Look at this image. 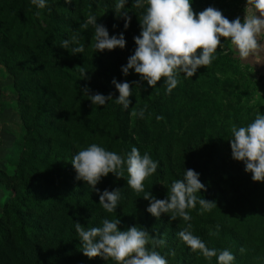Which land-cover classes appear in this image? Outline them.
<instances>
[{"label":"trees","instance_id":"obj_1","mask_svg":"<svg viewBox=\"0 0 264 264\" xmlns=\"http://www.w3.org/2000/svg\"><path fill=\"white\" fill-rule=\"evenodd\" d=\"M54 1L46 0V6L38 9L31 0H0V70L5 68L11 78L5 91L14 95L7 98L0 89V119L6 109L12 108L23 133L7 156L11 173L0 169V264H115L100 256H85L75 230L76 222L88 230L102 226L105 218H119L122 231L137 226L147 231L150 239H165L166 245L155 250L164 257L176 253L172 264H217L216 257L206 260L180 240L177 234L187 223L192 225V234L208 248L216 249L218 254L224 249L232 252V264H264V182L254 181L246 192L230 196L219 182L209 185L204 179L207 171L213 172L219 168V161L225 163L227 158L216 154L213 138L206 137L209 129H204L205 123L196 122L201 99L191 98L190 105L184 107L191 90L183 84L181 74L177 87L168 94L163 78L153 88L135 71L129 70L127 76L122 73V66L131 56L125 50L95 52L94 26L85 29L81 25L89 14L95 15L109 36L114 35L125 24L115 12L117 2ZM197 1L198 6L203 5L201 11L215 5ZM124 10L131 17L129 26L124 27L126 46L136 49L134 37L141 33L140 19L145 9ZM73 36L84 46L82 54H70L72 45L69 51L60 47L63 40ZM214 57L210 67L223 63L221 54L215 52ZM82 72H86L84 76ZM114 78L120 83L129 82L132 88L126 110L116 103L119 92L112 83ZM95 93L111 94L113 99L105 105H93L88 95ZM235 94L241 100V94ZM233 108L241 111V107ZM141 109L143 118L131 115L133 110ZM201 138L206 139L211 158L204 155L193 165L206 187L196 195L215 201L217 207L200 215L197 203L196 208L187 210L189 222L180 218L170 221L167 214L157 219L147 211L150 201L143 198L144 192L165 199L172 182L184 177L178 158ZM91 144L125 160L132 147L138 148L141 156L147 152L158 167L143 182L144 192L137 193L127 184L126 165L119 170L124 178L109 173L96 185L99 192L77 180L71 160ZM211 160L217 163L213 170L207 164ZM239 170L237 167L236 172ZM231 176L228 172L227 177ZM116 188L120 200L116 210L107 213L99 204V195ZM217 225L218 234L210 235L217 232ZM147 247L151 250V243Z\"/></svg>","mask_w":264,"mask_h":264},{"label":"clouds","instance_id":"obj_2","mask_svg":"<svg viewBox=\"0 0 264 264\" xmlns=\"http://www.w3.org/2000/svg\"><path fill=\"white\" fill-rule=\"evenodd\" d=\"M66 4L72 0H64ZM32 5L38 9L46 6V0H31ZM128 0H117L115 12L118 17L125 20V29L129 26L131 17L125 11ZM133 8H144V14L140 19L141 33L134 37L137 45L135 52L128 58L126 65L122 66V73L127 76L130 69H134L142 80H146L151 87H156L162 78L166 92L170 94L177 87L178 75L183 73L186 77H193L201 66L208 67L212 64L214 53L222 46L221 38L229 41V47L238 59L244 63L264 64V0H247L245 17L234 20L226 18L222 12L213 7H208L198 14L192 8V0H134ZM124 10V11H122ZM92 25L95 28L93 47L96 51L114 50L126 46L123 33L109 36V32L103 24L97 23V17L89 14L82 28ZM115 27V25H114ZM70 45L71 51H69ZM60 47L69 51L70 54H82L84 46L80 45L77 37L71 40L65 39ZM86 72H82L84 76ZM112 83L119 92L116 103L126 110L131 103L129 97L132 88L129 82ZM138 83V82H133ZM85 93L88 89L85 87ZM93 105H105L106 101L113 99L95 93L88 95ZM132 116L143 118L144 110L139 113L135 110ZM232 138L230 146L232 158L242 161L245 171L252 173V180L264 182V114L257 113L253 122L247 126L231 128ZM71 163L76 171V179L84 181L92 189L99 192L96 185L109 173L117 178H124L123 169L126 165L127 184L137 193L144 192V181L154 174L158 162L145 152L141 156L136 147H132L126 160L115 152L106 151L97 144H91L85 149L78 151L72 158ZM199 173L193 169H187L183 179L172 182L168 188L165 199H157L151 192H144L143 198L149 200L147 211L157 219L162 214H167L170 221L178 218L185 222L191 220L188 209L200 205L199 213L203 215L217 207L215 201L199 198L196 193L205 185L199 179ZM120 200L119 188L112 191L104 190L99 195V204L107 213L116 210ZM121 221L103 219L102 226L92 227L88 230L81 227L79 222L75 224L82 253L88 258L97 256L104 260H113L115 264H168L156 247H164L166 240L152 237L144 229L131 226L127 230L118 227ZM191 223L177 234L192 252L199 253L206 260L217 258V264H232L235 256L232 252L224 249L217 253L216 249H210L199 237L192 234ZM217 232L210 235L218 234ZM151 243L152 249L147 245ZM244 250L241 249V252ZM174 254V253H173Z\"/></svg>","mask_w":264,"mask_h":264},{"label":"rangeland","instance_id":"obj_3","mask_svg":"<svg viewBox=\"0 0 264 264\" xmlns=\"http://www.w3.org/2000/svg\"><path fill=\"white\" fill-rule=\"evenodd\" d=\"M73 1L76 4L85 3V0ZM113 1L117 2V0ZM133 1L134 0H128V3L125 5L130 12ZM207 1L215 3L213 8L220 10L224 16L227 14L226 18L230 21L237 17H240L241 21H243L246 15L245 7L247 0H204L202 4L203 2L205 4ZM53 2L55 1L53 0ZM198 3L199 1L196 3L192 0V8L197 14L203 9V5L198 6ZM219 4L222 5V8L218 6ZM207 5H209V3ZM121 27L117 28L114 35L118 36L120 33H123L125 36L126 32H124V26ZM129 32L133 31L131 30ZM136 34L137 33L134 35ZM221 43L222 46L218 47L216 51L217 54L222 55L223 63L221 65L217 67L201 66L193 77H186L183 73H180L181 80L184 82L183 84H188L191 90V95L185 97L183 104L184 107H186L188 104L190 105L191 98L193 100H195L196 97L201 99V106L196 112V122L202 121L205 123L204 129H209V133L206 137L208 139L210 137L211 139L213 138L216 154L219 153L227 158L225 163L222 158V161L218 160L221 164L218 163L219 166L213 160L209 163L207 162V164L211 166V169L213 168V164H216L219 168L216 170L212 169L213 172L207 171L204 179H207L209 185L219 182L225 188L228 195L237 196L246 192V190L253 185L254 181L251 177L252 173L245 171L244 163L232 158L230 146V139L232 138L231 128L233 125L237 128L247 126L253 122L257 113L264 114V64L252 65L251 63H244L238 59L233 50L229 47V41L221 40ZM116 49L125 50V52L130 55H133L135 52L134 48L127 46L123 49L119 47ZM130 70L134 71V69ZM143 81L147 84L146 80ZM9 83H11V78L7 77L5 68L2 67V70H0V89H4L3 91H5ZM235 93L241 94V100ZM3 95L7 98H13L14 96L13 92L9 90L5 91ZM89 101L91 102L90 99ZM233 106L241 107V111L236 112ZM139 111L140 110H137L136 112L139 113ZM13 114V109L8 108L4 111L2 119H0V169L8 174L11 173V169L6 162L8 159L7 156L11 152L12 147L19 143V139L23 134L21 132L20 123L16 122L17 117ZM131 121H133V118ZM99 135L100 133H97V136ZM174 147L175 150H178L177 148L179 146L175 145ZM209 150L210 148L205 138L194 141L188 149V153L178 158L183 165L180 172L185 174L187 169H193V165L202 160L204 155H208ZM209 157L211 158V156ZM232 163L238 168H241V170H239L240 172H236L237 167L231 165ZM231 166L232 168L230 169ZM228 172L232 174L229 178L227 177ZM222 177L223 180H218ZM2 196L3 194L0 191V201ZM172 253L166 254L165 256L168 264H172L175 261L176 253ZM195 259L196 257H194L192 261ZM186 264L194 263L187 262Z\"/></svg>","mask_w":264,"mask_h":264}]
</instances>
